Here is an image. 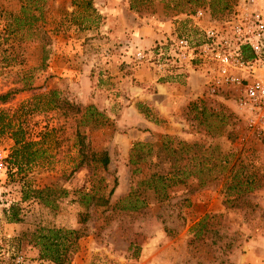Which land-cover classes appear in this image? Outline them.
Segmentation results:
<instances>
[{
    "label": "rangeland",
    "instance_id": "1",
    "mask_svg": "<svg viewBox=\"0 0 264 264\" xmlns=\"http://www.w3.org/2000/svg\"><path fill=\"white\" fill-rule=\"evenodd\" d=\"M178 1L182 4L152 0L138 4L135 10L130 8L132 0H92L99 17L78 25L71 21L70 0H47L43 25L50 32V40L45 51L34 35L26 38L24 34L23 40L22 35H17L3 44L7 59L1 67L0 93L24 86L23 79L27 82V88L14 93L10 101L0 103V109L7 112L4 121L17 124L19 119L14 118V110L34 94L50 89H56L60 99L82 106L92 104L83 100L84 87L89 84L84 74L90 77L91 87L96 85L100 61L119 51L124 44L122 40H128L136 27L147 24L160 28V38L163 33H185L190 27L184 13L198 7L210 11V0ZM156 2L159 8L154 7ZM259 3L264 6V0ZM19 6V0H0V12H14ZM229 8L216 18L226 16ZM129 45L126 43L125 50ZM147 47L135 46L134 51ZM192 73L200 78L197 86L192 87L197 97L190 101L206 99L215 106L222 103L235 115L234 140L217 137L213 142L224 150L242 149L249 166L264 173V129L260 132L249 129L242 111L227 94L209 95L201 75ZM190 101L172 109L168 116L143 101H135L138 113L148 120L145 126H123L117 121L120 108L116 105L110 113L100 110L109 118V123L103 126L96 123L83 126L77 117L64 116L63 108L39 109L25 118L26 138L39 142L41 133L47 132L37 145L47 155L20 173L7 165L0 174V264H55L40 258L38 248L29 242L30 235H24L38 227L82 232L76 249L63 264H264V186L226 206L221 181L196 188V182L190 180L173 187L163 202L151 201L137 211L117 208V202L128 193L131 184L128 154L132 143L155 140L161 134L186 141L210 140L209 134L192 120ZM77 129L86 136L84 141L92 150L108 152L110 162L106 169L90 163L73 170L78 150ZM13 144L10 128L5 127L0 131V149L7 157ZM114 178L117 179L114 192L104 205L100 198L108 196ZM24 180L37 188L54 185L67 190V194H52L51 205L33 197L21 200ZM86 192L94 194L87 208L78 201L80 193ZM11 202H17L21 209L22 219L16 223L8 222L3 210ZM17 257L22 262L18 263Z\"/></svg>",
    "mask_w": 264,
    "mask_h": 264
},
{
    "label": "trees",
    "instance_id": "2",
    "mask_svg": "<svg viewBox=\"0 0 264 264\" xmlns=\"http://www.w3.org/2000/svg\"><path fill=\"white\" fill-rule=\"evenodd\" d=\"M132 1L130 8L138 10V7H136L138 4L150 3L152 0ZM174 1H176V5L182 4L178 0ZM233 1L210 0V14L216 17L229 8ZM19 2L20 6L17 11L3 10L0 12L3 21V28L0 30V72L3 66L2 63L7 59L2 48L8 38L13 39L17 35H22L23 40L24 34L27 35L26 38L34 35L35 39L42 43L41 49L44 51L50 40V32L43 25L46 18L45 5L47 0H19ZM70 6L73 7L69 13L73 16L71 21L76 22L78 25H84L85 21L94 22L95 17H99L92 0H70ZM76 13L77 15H75ZM179 78L186 79L187 77L180 76ZM23 81L24 86L10 87L8 90L1 92L0 103L10 101L14 93L27 88V82H25V79ZM188 107L196 127L205 130L209 134L210 140L186 141L175 135L161 134L155 140L132 143L128 154L131 184L128 193L117 202L118 209L137 211L146 207L151 201L163 202L169 198V193L173 187L187 184L190 180L196 182V188H202L212 182L221 181L226 206L264 186V173H260L254 166H249V163L242 156V149L229 148L224 150L218 143L213 142L217 137L234 140V113L222 103L215 106L206 102V99L190 101ZM44 108H63L64 116L77 117L79 124L83 126L90 123L103 126L109 123L108 116L99 111L94 105L82 106L63 98L60 99L56 89L34 94L29 100L21 103L14 110V118L19 119L17 124L14 122L11 124L12 120L5 122L4 118L7 112L4 108H1L0 131H3L5 127L10 128V135L14 141L6 159L7 165L11 169L15 167L18 173L23 171L24 167H28L43 157V155H47L45 150L37 147L43 141L47 132L41 133L42 140L38 142L25 137L23 126L24 119L32 112ZM75 137L78 150L73 170L90 163H97L106 169L110 162L108 152L92 150L89 143L84 141L86 136L78 129L75 131ZM113 183L108 196L100 198V202L104 205L108 204L109 197L114 192L117 183L116 178H114ZM21 194V200L33 197L44 205H51L54 201L51 198L52 194L64 196L67 194V190L56 188L54 185L37 188L24 180ZM80 194L79 203L86 208L89 207L94 197L93 192ZM3 210L8 222L21 221V209L17 202H11ZM27 234L30 235L29 242L38 248L40 258L50 260L55 264H63L68 262L70 254L76 249L82 232L79 229L72 228L38 227L31 232L24 233V235Z\"/></svg>",
    "mask_w": 264,
    "mask_h": 264
},
{
    "label": "built area",
    "instance_id": "3",
    "mask_svg": "<svg viewBox=\"0 0 264 264\" xmlns=\"http://www.w3.org/2000/svg\"><path fill=\"white\" fill-rule=\"evenodd\" d=\"M183 18L189 21L188 32L163 33L153 45L135 50L133 61L159 75L186 78L199 73L209 95L227 94L242 111L246 126L262 131L264 6L259 0H234L226 16L216 18L198 7ZM6 159L0 149V174L7 169Z\"/></svg>",
    "mask_w": 264,
    "mask_h": 264
},
{
    "label": "crops",
    "instance_id": "4",
    "mask_svg": "<svg viewBox=\"0 0 264 264\" xmlns=\"http://www.w3.org/2000/svg\"><path fill=\"white\" fill-rule=\"evenodd\" d=\"M154 7L159 8V2ZM160 31L147 24L136 27L128 40H122L124 44L119 51L100 61L96 85L91 87L90 77L84 74L89 81L84 87V103H92L99 111L109 113L116 105L120 108L117 121L123 126H145L148 120L138 113L135 101H143L168 116L181 103L197 97L193 91L200 78L197 74L191 73L186 79L161 76L146 64L133 61L134 47L150 46L160 38ZM126 43L130 44L128 50L124 48Z\"/></svg>",
    "mask_w": 264,
    "mask_h": 264
}]
</instances>
